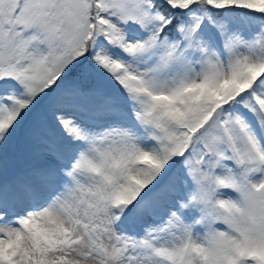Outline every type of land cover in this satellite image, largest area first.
<instances>
[{
	"label": "snow or ice",
	"instance_id": "6c2138e0",
	"mask_svg": "<svg viewBox=\"0 0 264 264\" xmlns=\"http://www.w3.org/2000/svg\"><path fill=\"white\" fill-rule=\"evenodd\" d=\"M0 264H264V0H0Z\"/></svg>",
	"mask_w": 264,
	"mask_h": 264
}]
</instances>
